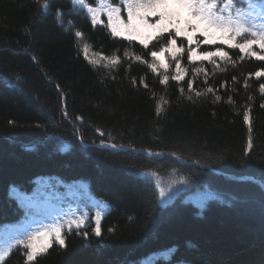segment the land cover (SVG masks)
I'll list each match as a JSON object with an SVG mask.
<instances>
[{"label": "trees", "instance_id": "16d2710c", "mask_svg": "<svg viewBox=\"0 0 264 264\" xmlns=\"http://www.w3.org/2000/svg\"><path fill=\"white\" fill-rule=\"evenodd\" d=\"M97 16L0 0V264H29L15 240L56 224L65 245L33 264H264V61L217 44L197 51L231 60L189 62L178 38L176 81L171 55L149 67L166 40L145 49Z\"/></svg>", "mask_w": 264, "mask_h": 264}, {"label": "snow or ice", "instance_id": "6c2138e0", "mask_svg": "<svg viewBox=\"0 0 264 264\" xmlns=\"http://www.w3.org/2000/svg\"><path fill=\"white\" fill-rule=\"evenodd\" d=\"M37 2L42 9L46 10L49 6V0ZM72 3L78 4L82 10L86 8V15L91 14L93 25L103 23L97 16L98 11L106 14V27L113 37L124 38L129 42L138 41L145 49L149 48L153 41L166 40V45H160L158 51L150 52L154 63L149 64V67L153 72L158 66L167 69L169 65L161 57L165 53H170L175 61L176 75L173 79L176 81L182 80L184 76L179 56L185 53V49L177 46L178 38L187 42L186 54L189 62L206 60L214 63L215 57L231 60L223 47H216L214 51H197L202 45L217 44L233 50L238 49L241 60L248 55L264 61V54H261L264 53V0H120L121 6H114L109 0H97V7L86 4V0H72ZM121 7L126 9V19L121 15ZM81 35L80 31L75 32L76 37ZM254 45L258 46L259 52L252 50ZM157 61L158 65L155 63ZM118 62V59L113 61ZM254 75L257 78L264 77V70H258ZM167 81L168 77L164 76L161 83ZM188 87L191 89V82L188 83ZM259 89L264 93V83L259 85ZM207 91L212 92L213 89L209 87ZM216 99L219 100L220 97L217 96ZM261 107H264V104H261ZM244 121L249 125L251 123L247 110L244 112ZM252 147V139L249 137L246 152ZM164 195L162 189L161 196ZM83 223V220L68 221L67 230L72 231L73 227L80 228ZM63 227L56 224L38 228L16 239L15 244L23 246L27 261L33 264L38 256L47 252L53 240L60 246L65 245ZM93 232L96 236L102 234L99 212L96 214ZM83 235L87 236L88 233L84 232ZM12 247L9 245L4 253H0V261L4 260Z\"/></svg>", "mask_w": 264, "mask_h": 264}, {"label": "rangeland", "instance_id": "374dc122", "mask_svg": "<svg viewBox=\"0 0 264 264\" xmlns=\"http://www.w3.org/2000/svg\"><path fill=\"white\" fill-rule=\"evenodd\" d=\"M199 39H202V38H199ZM177 46H178V44H177ZM178 47H180V46H178ZM167 55H171L170 53H165L162 57H161V59H163V60H165V62L167 63ZM159 62L157 61V64H158Z\"/></svg>", "mask_w": 264, "mask_h": 264}]
</instances>
